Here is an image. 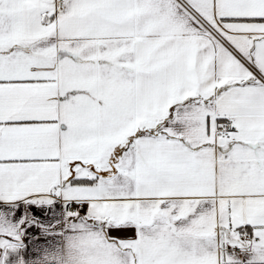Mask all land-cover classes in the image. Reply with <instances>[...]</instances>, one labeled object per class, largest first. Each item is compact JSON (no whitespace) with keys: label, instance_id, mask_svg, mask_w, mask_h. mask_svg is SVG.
<instances>
[{"label":"snow or ice","instance_id":"obj_1","mask_svg":"<svg viewBox=\"0 0 264 264\" xmlns=\"http://www.w3.org/2000/svg\"><path fill=\"white\" fill-rule=\"evenodd\" d=\"M0 264H264V0H0Z\"/></svg>","mask_w":264,"mask_h":264}]
</instances>
